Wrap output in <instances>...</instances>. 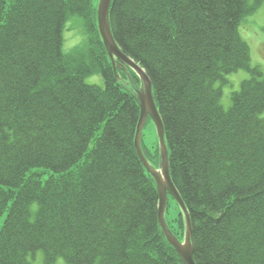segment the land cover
Instances as JSON below:
<instances>
[{
	"label": "trees",
	"instance_id": "1",
	"mask_svg": "<svg viewBox=\"0 0 264 264\" xmlns=\"http://www.w3.org/2000/svg\"><path fill=\"white\" fill-rule=\"evenodd\" d=\"M263 2H112L114 39L153 85L197 264H264V71L240 32ZM97 6L0 0V264H184L135 145L141 81L115 70ZM71 18L85 39L66 50ZM240 69L250 78L225 108Z\"/></svg>",
	"mask_w": 264,
	"mask_h": 264
},
{
	"label": "water",
	"instance_id": "2",
	"mask_svg": "<svg viewBox=\"0 0 264 264\" xmlns=\"http://www.w3.org/2000/svg\"><path fill=\"white\" fill-rule=\"evenodd\" d=\"M112 2L113 0H98V27L115 70L117 71V66H121L125 70L130 68L136 73L141 81V85L135 89L136 97L140 106V118L136 132L135 145L144 167L153 177L157 186L159 196V224L166 240L176 250L184 264H197L194 258L195 249L192 238L193 232L191 219L186 204L172 180L169 163L170 153L166 143L164 123L154 97L153 85L145 69L132 57L125 54L114 39L110 24ZM148 117L153 119L159 137L160 163L158 167L154 166L148 160L142 147L143 130ZM169 194L175 199L185 216L186 230L183 240H180L173 233L165 217Z\"/></svg>",
	"mask_w": 264,
	"mask_h": 264
},
{
	"label": "rangeland",
	"instance_id": "3",
	"mask_svg": "<svg viewBox=\"0 0 264 264\" xmlns=\"http://www.w3.org/2000/svg\"><path fill=\"white\" fill-rule=\"evenodd\" d=\"M98 1V0H96ZM242 37L248 42L251 51V63L254 66H259L264 71V2L258 9L245 17L240 25ZM85 35L82 32L80 21L69 19L64 30V49L69 50L74 46L82 44ZM250 78V74L245 69H240L236 72L227 75L228 83L223 86L222 105L228 108L231 104V94L240 88L243 80ZM88 83L103 84V79L99 74H93L86 77ZM142 147L144 153L153 164L158 167V147L159 137L157 128L152 118H147L143 136ZM168 204V203H167ZM178 206L170 199V205L166 212V220L168 224L176 231L179 227L177 222ZM40 254V253H39ZM41 255V254H40ZM59 264H66L64 260H59Z\"/></svg>",
	"mask_w": 264,
	"mask_h": 264
},
{
	"label": "flooded vegetation",
	"instance_id": "4",
	"mask_svg": "<svg viewBox=\"0 0 264 264\" xmlns=\"http://www.w3.org/2000/svg\"><path fill=\"white\" fill-rule=\"evenodd\" d=\"M119 65V64H118ZM154 165V164H153ZM183 240V239H182Z\"/></svg>",
	"mask_w": 264,
	"mask_h": 264
}]
</instances>
